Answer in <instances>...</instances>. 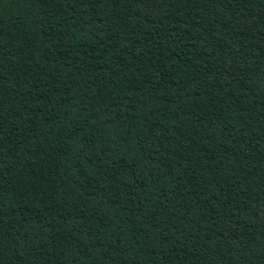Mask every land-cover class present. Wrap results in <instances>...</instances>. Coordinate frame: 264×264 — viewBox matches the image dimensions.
Masks as SVG:
<instances>
[{
    "label": "trees",
    "instance_id": "obj_1",
    "mask_svg": "<svg viewBox=\"0 0 264 264\" xmlns=\"http://www.w3.org/2000/svg\"><path fill=\"white\" fill-rule=\"evenodd\" d=\"M0 264H264V0H0Z\"/></svg>",
    "mask_w": 264,
    "mask_h": 264
}]
</instances>
